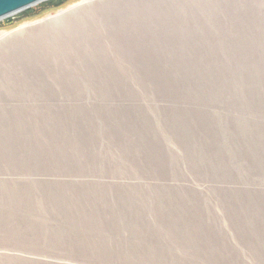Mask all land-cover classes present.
<instances>
[{
	"label": "rangeland",
	"instance_id": "1",
	"mask_svg": "<svg viewBox=\"0 0 264 264\" xmlns=\"http://www.w3.org/2000/svg\"><path fill=\"white\" fill-rule=\"evenodd\" d=\"M197 55L231 87L212 97ZM154 57L191 75L137 85ZM68 120L92 128L51 142ZM0 264H264V0H71L0 22Z\"/></svg>",
	"mask_w": 264,
	"mask_h": 264
},
{
	"label": "trees",
	"instance_id": "2",
	"mask_svg": "<svg viewBox=\"0 0 264 264\" xmlns=\"http://www.w3.org/2000/svg\"><path fill=\"white\" fill-rule=\"evenodd\" d=\"M217 46V45H216ZM215 47V45H211V48ZM198 56V55H197ZM213 59H210V58ZM198 56L195 58L194 62V72L197 79L201 81L202 86L206 88L207 90H216L218 94L214 93L212 94V97L218 96L221 91L229 89L231 87L230 84L221 85L220 82L223 79V77L228 76V74H231V70L229 68L224 67V65L219 66L218 61L223 60L222 58H219L218 56ZM182 57H167L164 58V60H159L158 58H143L146 63H151L155 65L156 67L160 66L163 68V71H145V72H138L136 74L142 75L141 78H139L136 82V84H144L142 87H146L147 85L156 86L155 84L162 85V87H172L177 82H185L188 77L191 75L187 71H179L181 68V62ZM185 59V58H183ZM155 77V78H154ZM245 80L248 79V73H245L244 75ZM124 77H121L119 75L114 76L112 78L113 81H126L124 80ZM219 82V83H218ZM223 86V87H222ZM234 88H236V85H234ZM184 101H187L186 98H184ZM172 100V99H171ZM74 121H67L65 125H60L57 122L54 124H51L50 126H45V129L49 131L52 134L58 133V134H64L65 137L61 141V138L58 137L56 139L51 140V142L57 144V143H65L68 139L72 138L71 134H68L65 130H72V131H78L80 129H87L92 128V126L87 125L84 123L83 120H79L77 124L74 125ZM209 125V122L205 125H201L197 128L200 132L207 133L206 128ZM197 126V124L195 125ZM194 127V126H193ZM111 128V127H109ZM196 129V130H197ZM40 137V136H39Z\"/></svg>",
	"mask_w": 264,
	"mask_h": 264
},
{
	"label": "water",
	"instance_id": "3",
	"mask_svg": "<svg viewBox=\"0 0 264 264\" xmlns=\"http://www.w3.org/2000/svg\"><path fill=\"white\" fill-rule=\"evenodd\" d=\"M71 0H0V22L7 25L58 9Z\"/></svg>",
	"mask_w": 264,
	"mask_h": 264
}]
</instances>
